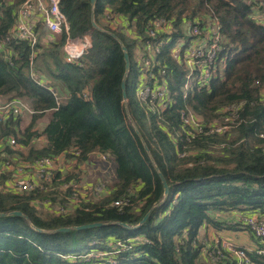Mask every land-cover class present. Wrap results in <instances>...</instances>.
<instances>
[{
	"label": "trees",
	"instance_id": "16d2710c",
	"mask_svg": "<svg viewBox=\"0 0 264 264\" xmlns=\"http://www.w3.org/2000/svg\"><path fill=\"white\" fill-rule=\"evenodd\" d=\"M24 1L0 0V102L23 100L32 113L23 127L21 115L0 116V139L12 136L22 148H10L4 138L1 153L23 160L61 154L73 159L65 174L57 173L43 188H0V212L20 210L27 216H0V264H209L200 257L209 226L239 230L238 223L227 220L242 213L264 217V22L253 15L264 0H96L93 5L90 0H60L68 33L51 34L37 22L33 46L10 35ZM92 13L103 30L92 27ZM156 17L171 19L178 34L186 20L205 26L217 19L221 48L215 75L207 84L191 87L184 86L185 67L165 49V79L173 102L158 111L143 102L133 104L129 97L138 81L137 36L144 37L147 23ZM118 20L127 21L136 37L122 32ZM108 31L127 48V105L149 152L125 112L123 51ZM86 33L91 46L77 62H67L66 37ZM231 104H240L241 122L223 133L192 138L181 118L185 112L205 124L222 121L224 106ZM39 138L43 143L36 145ZM75 149L76 156L70 153ZM95 153L114 161L116 180L99 199L82 200L77 192L74 202L73 190L63 184L80 182L81 165ZM154 163L169 192L152 208L163 197ZM6 179L0 176V185ZM118 199L128 202L114 205ZM42 200L48 206L41 207ZM57 207L65 210L56 212ZM150 208L138 227L116 223L134 225ZM91 222L104 225L54 231Z\"/></svg>",
	"mask_w": 264,
	"mask_h": 264
},
{
	"label": "built area",
	"instance_id": "2783aa9c",
	"mask_svg": "<svg viewBox=\"0 0 264 264\" xmlns=\"http://www.w3.org/2000/svg\"><path fill=\"white\" fill-rule=\"evenodd\" d=\"M60 0H25L16 12V17L12 29L11 37L26 41L33 46L37 41V22H41L49 33H68V22L65 14L59 8ZM261 15L264 7L259 10ZM109 18V16H107ZM260 21L259 19H256ZM121 26V31L136 37L128 28L127 21H116ZM217 19L210 20L207 25L201 26L197 20H186L181 26L182 34L176 32V28L171 19L156 17L147 23L144 37H138L135 49V66L138 73V85L135 93L140 102L149 106L151 110H160L172 105L169 97V85L165 79V54L167 49L172 58H175L180 65L186 69L185 87L192 85L207 84L215 75L216 59L220 51V32ZM204 38L203 42H199ZM10 36H6L5 41H9ZM180 41V42H179ZM179 42V44H178ZM3 43L0 42V51L3 50ZM91 46V37L86 33L77 37L67 36L63 44L64 58L67 62H77ZM166 51V50H165ZM165 63V64H164ZM192 81V82H191ZM85 95V93H84ZM240 104L226 105L223 108L224 116L222 121H214L209 124L203 123L192 113L181 112V118L188 125V133L191 137L200 133H223L241 122L239 118ZM159 107V108H158ZM31 114L32 110L27 102L20 99H13L8 102H0V116H18L22 113ZM264 137V133L260 134ZM7 146L14 150H22L17 145L12 136L4 137ZM0 139V176H7L6 181L0 185L7 191H31L36 188H43L44 184L50 182L57 173L65 174L68 170V156L59 155L56 159L41 156L31 160L20 159L15 153H1L3 148ZM74 156L78 155V150L70 151ZM98 154V158L108 159L105 154ZM6 159H5V158ZM73 159V157L71 158ZM63 160L62 163L59 161ZM68 160V161H67ZM63 187H71L74 202L80 194L82 200L92 199L97 189L92 194H82L79 189V182L76 180L64 183ZM78 192V195H77ZM101 196V195H99ZM103 196V195H102ZM99 199V198H98ZM93 200V199H92ZM127 200L118 199L113 201L114 205H125ZM41 207H46L49 201H38ZM72 202H69L68 208ZM65 209L56 208V212ZM229 223H238L246 235L253 240L251 244H239L231 236H226L213 232L209 238L202 240L203 248L201 254L209 264H261L264 260V217L257 213L238 214ZM215 235V238H210ZM94 253H91L93 255Z\"/></svg>",
	"mask_w": 264,
	"mask_h": 264
},
{
	"label": "rangeland",
	"instance_id": "374dc122",
	"mask_svg": "<svg viewBox=\"0 0 264 264\" xmlns=\"http://www.w3.org/2000/svg\"><path fill=\"white\" fill-rule=\"evenodd\" d=\"M253 15L255 19H259L261 22H264V13L261 15V12L256 10L253 12ZM203 41H204V38L199 42H203ZM134 59H136L135 55H134ZM137 76H138V73H137ZM136 85H138V81L132 84V87L129 91V97L131 98V101L133 104L140 103L135 93ZM29 119H30V114L25 112L22 115L21 126L23 127L29 121ZM41 143H43L42 139L41 138L37 139L36 145H39ZM68 158H69L68 160H72L70 157ZM59 162L62 163L63 160H60ZM87 165H89V167H87ZM81 166H82L81 168H82L83 177H82V180L79 182V189L81 190L82 194L84 195V193L86 194L88 192L89 194H92L93 190L95 192L97 187L98 186L100 187V190L95 192V195L92 197L93 200H96L100 198L102 195L106 194L108 192L107 184H110L116 180L115 163L113 160L101 159L93 155H90V157ZM222 213L223 212H221V214ZM222 216L223 215H220L219 217H222ZM223 217L225 218V216ZM210 229H212V231L217 232V230L215 229H218V228L213 226ZM237 231L240 232L242 230H237ZM247 236L249 237V239L251 238L249 235ZM210 238H215V235H211ZM90 253H94V251ZM200 257L204 259L206 258L202 254L200 255Z\"/></svg>",
	"mask_w": 264,
	"mask_h": 264
},
{
	"label": "water",
	"instance_id": "95a60500",
	"mask_svg": "<svg viewBox=\"0 0 264 264\" xmlns=\"http://www.w3.org/2000/svg\"><path fill=\"white\" fill-rule=\"evenodd\" d=\"M96 0H90V3L91 5H93L95 3ZM91 24H92V27L93 28H96L98 30H103L102 27H100L95 21H94V18H93V13H92V17H91ZM110 33V35H112L115 39H117V41L119 42L120 44V47L123 51V56H124V62H125V71H124V75H123V78L121 80V94H122V98H123V102H124V105H125V112L128 116V119L130 120V122L132 123V125L134 126V130L135 132L140 136V139L141 141L143 142V146L145 148V150L147 152H149V148L148 146L145 144L144 140H143V137L139 131V129L136 127L135 123L133 122V119L129 113V109H128V105H127V94H126V77L128 75V72H129V69H130V58H129V54H128V51H127V48L126 46L124 45V43L122 42V40L112 31H108ZM154 168L157 172V175L162 183V187H163V197L161 198V200L155 204L152 208H154L156 205H158L159 203H161L165 196L167 195V193L169 192V185L167 183V180L164 176V174L158 169V167L156 166V164L154 163ZM152 208H150L144 215L143 217L138 221V223L134 224V225H131V224H127V223H124V222H116L124 227H128V228H135V227H138L140 226L146 219L147 217L149 216V213L150 211L152 210ZM6 215H16V216H21L23 218H27V216L21 212L20 210H12V211H9V212H0V216H6ZM29 225L35 229V230H38V231H43V229L41 228H38L36 227L35 225H33L32 223H29ZM101 225H104V223L102 222H91V223H86V224H82V225H77V226H71V227H60L54 231H69L70 229H86V228H94V227H97V226H101Z\"/></svg>",
	"mask_w": 264,
	"mask_h": 264
},
{
	"label": "crops",
	"instance_id": "0c3cea01",
	"mask_svg": "<svg viewBox=\"0 0 264 264\" xmlns=\"http://www.w3.org/2000/svg\"><path fill=\"white\" fill-rule=\"evenodd\" d=\"M94 156L97 157L98 154H96ZM87 167H89V165H87ZM222 221H224V220L222 219ZM211 227H213V226H209V228H208V231H207L208 234H212L214 232V231H212V229H210ZM217 230H218L219 234H223V235H226V236L233 237L235 239L236 243H239V244H251L253 242L252 238L249 239V237L246 234H244L243 232H241V231L239 232L237 230H229V229H221L220 230L219 228Z\"/></svg>",
	"mask_w": 264,
	"mask_h": 264
},
{
	"label": "bare ground",
	"instance_id": "6f19581e",
	"mask_svg": "<svg viewBox=\"0 0 264 264\" xmlns=\"http://www.w3.org/2000/svg\"><path fill=\"white\" fill-rule=\"evenodd\" d=\"M24 113L21 114V116L23 115ZM5 158V157H4ZM6 159V158H5Z\"/></svg>",
	"mask_w": 264,
	"mask_h": 264
}]
</instances>
